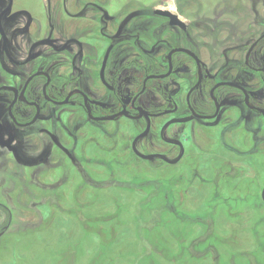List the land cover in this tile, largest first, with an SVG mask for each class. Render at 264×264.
<instances>
[{
    "label": "flooded vegetation",
    "instance_id": "flooded-vegetation-1",
    "mask_svg": "<svg viewBox=\"0 0 264 264\" xmlns=\"http://www.w3.org/2000/svg\"><path fill=\"white\" fill-rule=\"evenodd\" d=\"M39 8L0 0V238L22 224L15 213L36 196L29 187L71 178L73 190L97 186L92 160L103 182L144 168L165 178L170 169L178 174L167 191L181 181L187 195L200 181L215 202H236L222 185L234 192L247 162L264 158V0L206 8L199 0H41ZM66 163L74 171L52 183L31 171L46 176ZM115 193L105 198L113 223L97 227L120 243L122 212L143 201ZM260 198L264 206V184ZM160 211L186 225L170 203ZM184 243L186 253L187 227Z\"/></svg>",
    "mask_w": 264,
    "mask_h": 264
},
{
    "label": "rangeland",
    "instance_id": "rangeland-1",
    "mask_svg": "<svg viewBox=\"0 0 264 264\" xmlns=\"http://www.w3.org/2000/svg\"><path fill=\"white\" fill-rule=\"evenodd\" d=\"M199 1L206 8L217 0ZM14 2L16 5L30 6L35 11L41 5V0ZM189 10L192 11L191 8ZM88 151L91 156H96L94 146ZM98 164L94 160L87 164L88 171L98 175L97 186L82 184L78 190H73L72 184H79V180L71 178L66 183L58 181L59 184L48 185L51 187L49 190L29 187L36 196L30 194L24 210L15 213L16 219L22 220V224L14 226L13 223L10 231L0 238V264H174L159 257L146 244L155 245L156 251L169 256L172 253L170 247L172 251L176 248V239L171 240L168 234L176 231L178 235L180 230L186 233V227L187 250L183 253L184 258L176 264H264V206H261L260 198L264 184L262 154L247 162V173L242 179L236 180L238 183L234 186H237L234 192L228 184L222 185V196L230 198L233 193L236 200L234 204L230 201L215 202L211 198L209 185H202L200 181H194L187 189V195L183 194L181 181L175 183L172 191L171 188L167 191V180L170 176L177 178L176 170H167L165 178H162L163 173L159 168H154L157 174H152L151 178H148V168L142 169L135 178L120 176L116 172L114 177L103 182L105 169ZM11 166L13 169L12 163ZM31 171H37L41 181L52 183L57 180L55 176L59 172H73L74 169L66 163L54 165L50 169L52 174L46 176L40 173L41 168H32ZM250 175L251 178L248 177ZM121 180L124 187L117 185ZM73 191H76V195ZM114 191L132 195L137 203L143 201L139 202L138 208L132 206L133 210L127 208L122 212V220L132 222V229L138 238H132L133 234L124 229L126 244L119 250L124 242L112 243L113 239L97 227L113 223V219L108 220V216L105 218L104 215L113 212L105 206V198L114 197ZM124 201L128 203L127 199ZM169 203L174 210L177 207L182 211L186 225H181L164 211L157 212ZM87 205L92 206L90 214L81 211ZM144 207L147 211L141 210ZM80 213L88 217L92 214L91 220L87 221ZM170 218L177 224V230L169 227L167 221ZM83 225H90L91 231L79 228ZM235 227L237 232L233 231ZM165 228L168 232L166 238L163 236ZM249 230L254 233L253 239L247 237L250 235ZM96 233L100 239L95 236ZM204 234L205 238L202 237ZM258 235L263 239L257 240ZM227 239H230V244ZM169 242L170 247L167 244Z\"/></svg>",
    "mask_w": 264,
    "mask_h": 264
},
{
    "label": "bare ground",
    "instance_id": "bare-ground-1",
    "mask_svg": "<svg viewBox=\"0 0 264 264\" xmlns=\"http://www.w3.org/2000/svg\"><path fill=\"white\" fill-rule=\"evenodd\" d=\"M127 207L129 208V210L131 209V206H127ZM125 225H126L125 230L128 233H130V234H134L133 237L136 238L137 237V234L134 233L135 230L132 229L133 228L132 222H128V221L125 220ZM181 225H183V224H181ZM172 228H174L175 230H177V224L176 223H173ZM166 234H168V232H167V230L165 228V234L163 235L164 238H166ZM168 235H169V237H170L171 240L176 239V242H174V244H176V248L173 251H172V248L170 247V242L167 243V244H169L170 251L172 252L169 256H167V255H165L163 253H160L158 250L156 251V249H155L156 246L153 245V244H150L149 242H147L146 245H147V247L149 249L153 250L156 254H158L159 257H161L162 259L167 260L168 262L171 261V263L176 264L178 261H181L184 258L183 257V253H184V249H185L184 232L182 230H180L178 232V235H177V232L176 231H175L174 234H168ZM125 244H126V240L124 241V243L122 245L119 246L118 250L121 249ZM152 247H153V249H152Z\"/></svg>",
    "mask_w": 264,
    "mask_h": 264
}]
</instances>
